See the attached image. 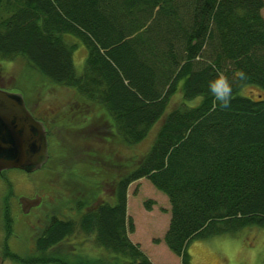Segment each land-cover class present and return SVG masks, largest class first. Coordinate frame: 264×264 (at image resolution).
<instances>
[{
	"label": "trees",
	"instance_id": "trees-1",
	"mask_svg": "<svg viewBox=\"0 0 264 264\" xmlns=\"http://www.w3.org/2000/svg\"><path fill=\"white\" fill-rule=\"evenodd\" d=\"M263 8L264 0H0L1 60L21 58L100 107L117 144L134 148L157 127L147 151L113 176L111 198L93 208L79 201L75 219L50 221L30 264H152L128 237L127 189L143 178L169 201L163 242L180 264H190L193 241L264 229ZM70 39L87 51L79 75ZM213 82L231 88L227 107ZM247 86L261 97L242 96ZM177 93L181 103L169 108ZM76 234L93 236L104 255L60 253Z\"/></svg>",
	"mask_w": 264,
	"mask_h": 264
},
{
	"label": "rangeland",
	"instance_id": "rangeland-1",
	"mask_svg": "<svg viewBox=\"0 0 264 264\" xmlns=\"http://www.w3.org/2000/svg\"><path fill=\"white\" fill-rule=\"evenodd\" d=\"M261 13L264 17V8ZM70 42L76 46L73 63L79 75L87 51L79 42L73 39ZM0 89L20 94L35 119L45 121L51 136L47 147L52 158H56V162H48L31 174L18 170L0 174V264H30L37 258L36 237L50 221L75 219L79 201L90 202L89 208H93L101 198H111L113 176L118 177L125 171L127 162L147 151L157 127L134 148L117 144L111 138L112 128L100 107L73 90L50 83L21 58L0 59ZM240 93L253 99L261 97V92L251 86L244 87ZM180 103L181 95L177 93L169 108ZM104 189H107L105 193ZM34 195H39L41 205L24 214L19 198ZM126 215L134 226V231L128 233L129 239L152 264L181 263L163 242L170 221L169 201L147 178L129 185ZM65 245L58 248L60 253L73 258L89 260L104 255L93 236L76 234ZM7 252L24 262L6 257ZM187 252L190 264H264V229L247 228L231 236L193 241Z\"/></svg>",
	"mask_w": 264,
	"mask_h": 264
},
{
	"label": "water",
	"instance_id": "water-1",
	"mask_svg": "<svg viewBox=\"0 0 264 264\" xmlns=\"http://www.w3.org/2000/svg\"><path fill=\"white\" fill-rule=\"evenodd\" d=\"M47 158L43 123L33 118L20 94L0 89V173L19 170L30 174L41 169ZM19 203L26 214L39 206L40 197H21Z\"/></svg>",
	"mask_w": 264,
	"mask_h": 264
},
{
	"label": "clouds",
	"instance_id": "clouds-1",
	"mask_svg": "<svg viewBox=\"0 0 264 264\" xmlns=\"http://www.w3.org/2000/svg\"><path fill=\"white\" fill-rule=\"evenodd\" d=\"M210 91L214 95L217 102L223 106L227 107L230 102L231 88L225 82V85L221 88L216 82L210 85Z\"/></svg>",
	"mask_w": 264,
	"mask_h": 264
},
{
	"label": "flooded vegetation",
	"instance_id": "flooded-vegetation-1",
	"mask_svg": "<svg viewBox=\"0 0 264 264\" xmlns=\"http://www.w3.org/2000/svg\"><path fill=\"white\" fill-rule=\"evenodd\" d=\"M29 112L31 113V115H32L33 118L35 119L34 114H33L30 110H29ZM35 120H37V119H35ZM37 121H40V120H37ZM40 122H42L43 125H44V127H45V121H40ZM45 131H46L47 146H49V139H50V137H51V136H50V132H49L48 130H46V127H45ZM55 160H56V158H52V156L50 155V152H49V148H48V158H47L46 164H45L42 168H44V167L48 164V162H56ZM20 172H23V171H20ZM2 173H3V172H2ZM2 173H0V174H2ZM23 173H25V172H23ZM25 174H28V173H25ZM36 196H39V195H34L33 198L27 196L26 198H29V199L33 200V199H35ZM20 198H21V197H20ZM20 198H19V199H20ZM18 202H19V201H18ZM19 205H20V209L22 210V208H21V204H20V203H19ZM40 205H41V204H39V206H40ZM39 206L31 208V209L29 210V212H30L32 209H36V208H38Z\"/></svg>",
	"mask_w": 264,
	"mask_h": 264
}]
</instances>
